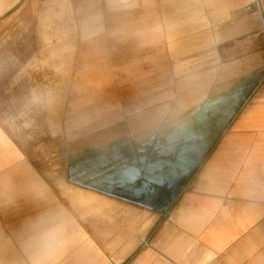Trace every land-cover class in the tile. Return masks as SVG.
<instances>
[{
  "label": "crops",
  "instance_id": "0c3cea01",
  "mask_svg": "<svg viewBox=\"0 0 264 264\" xmlns=\"http://www.w3.org/2000/svg\"><path fill=\"white\" fill-rule=\"evenodd\" d=\"M66 2L74 43L62 134L71 151L120 153L111 161L117 174L100 181L117 188L97 193L133 208L134 221L121 209L97 221V244L98 223L80 217L66 192L70 207L54 196L1 128L9 139L0 142L4 240L23 260L17 239L28 227L54 225L78 244L77 227L56 228L60 206L112 264H264V0ZM249 40L262 41L246 50L260 58L194 57L242 51L234 44ZM120 230L144 234L114 254Z\"/></svg>",
  "mask_w": 264,
  "mask_h": 264
},
{
  "label": "rangeland",
  "instance_id": "374dc122",
  "mask_svg": "<svg viewBox=\"0 0 264 264\" xmlns=\"http://www.w3.org/2000/svg\"><path fill=\"white\" fill-rule=\"evenodd\" d=\"M73 33L72 14L66 0H19L0 16V142L9 141L3 129L22 150L35 175L45 180L54 196L61 198L70 207V200L64 194L66 192L80 217L90 218L96 223L110 219L111 213L121 209L127 213V224L132 223L133 208L97 193L103 186L110 190L117 188L116 183L103 185L100 181L103 175L117 174L116 163L112 164L111 161L117 159L120 153L85 151V146L79 147L78 151H71L62 134L60 114L70 77ZM61 42L63 45L59 46ZM234 45L241 47L242 51H194V57L198 53L201 62L207 63L213 58H218L219 63L235 59L246 61L247 58H252V53H255L253 57L256 59L261 57V51H246L252 48L260 50L261 40L238 41ZM55 46L56 49L50 50ZM164 134L163 131L160 136ZM160 155L163 153L159 152V157ZM71 162L77 167L71 168ZM33 175L28 173L26 176ZM86 176L93 177L94 182L85 184ZM70 179L78 183L77 188L64 186V182H69ZM86 186L95 192L83 189ZM57 209H61L64 214L56 218V228L63 227L68 231L71 224L72 228L77 227L78 239L83 240L85 233L79 225L73 219L70 221L71 218L60 206L55 208ZM138 218L139 222L151 223L153 217ZM53 227L54 225L47 227V231L42 233L53 236ZM33 228L26 229L30 232L26 236L30 240L23 245L26 250L32 249L29 247L31 243L36 245V241H33L36 240ZM143 234L120 230L109 250L116 254L113 248L123 243L128 247L133 243L134 235L139 238ZM92 235L96 243L101 245L103 237L100 222L95 224ZM124 238L127 239L126 242ZM4 239L0 231V248L6 246ZM50 240L44 238V244ZM59 243L58 247H63L64 242ZM42 247L41 244L39 248ZM115 257V260H119Z\"/></svg>",
  "mask_w": 264,
  "mask_h": 264
},
{
  "label": "bare ground",
  "instance_id": "6f19581e",
  "mask_svg": "<svg viewBox=\"0 0 264 264\" xmlns=\"http://www.w3.org/2000/svg\"><path fill=\"white\" fill-rule=\"evenodd\" d=\"M17 1L19 0H0V16L8 11ZM34 234L33 237L36 240L33 241H36V245L33 246L31 243L29 247L32 249L27 248L26 250L23 246L30 238L17 239L19 250L24 254L25 260L21 258L16 249H13L9 241H6V246L0 248V264H112L90 240L86 239V234L82 237L83 240L78 239V244H76L79 246L78 248H76L75 243H73V246H70L69 238L64 239L65 234L61 233V231L53 232V236L51 237L38 231H35ZM44 238L51 240L44 244ZM59 242H64L63 247H58L57 243ZM41 244L44 247L42 249L39 248ZM25 261H28V263H25Z\"/></svg>",
  "mask_w": 264,
  "mask_h": 264
}]
</instances>
